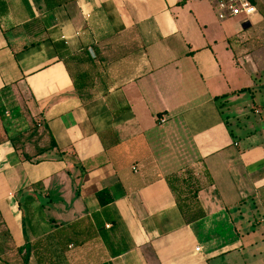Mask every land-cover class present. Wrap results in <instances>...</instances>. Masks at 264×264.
<instances>
[{"label": "crops", "instance_id": "crops-1", "mask_svg": "<svg viewBox=\"0 0 264 264\" xmlns=\"http://www.w3.org/2000/svg\"><path fill=\"white\" fill-rule=\"evenodd\" d=\"M251 1L243 21L209 0H0V93L25 99L57 144L36 163L0 142L4 261L236 264L264 192V108L253 100L254 121L240 108L233 128L219 100L256 99L264 76V0ZM190 176L197 196L175 194L169 181Z\"/></svg>", "mask_w": 264, "mask_h": 264}, {"label": "rangeland", "instance_id": "rangeland-1", "mask_svg": "<svg viewBox=\"0 0 264 264\" xmlns=\"http://www.w3.org/2000/svg\"><path fill=\"white\" fill-rule=\"evenodd\" d=\"M210 6L214 14L218 18L212 4ZM252 81L256 82V87L253 90L256 92V99H253L250 92H244L238 100L236 98V100H233L235 102L233 105L227 104L224 99L219 100L224 114L230 117L229 121L232 124L233 128H235L237 122H243L246 119V117L243 116H241L239 121L234 119V114L236 115L237 112L241 113V111H239L240 108H242V110L243 108H245L244 111L250 114V120L254 121L255 115L253 112H251L250 107L253 105L254 101L257 102L258 99L259 102H261V99L264 101V76L255 75L252 77ZM260 90L262 91V94L259 93ZM8 98H10V100L13 98L17 103V106L22 110V113L24 114L25 119L28 122L29 128L31 127L32 129V125L35 120L37 122L42 121L41 118H39L38 114L33 115L31 113L30 106H28L25 99L23 101L21 98L17 97V95L14 94L13 91L10 93L8 92ZM229 100L230 102H232L231 99ZM246 100H249L250 104L248 106H246V103L243 105ZM259 102H257V104L260 105L261 108H264L263 103ZM10 122L14 123L11 109L7 108L5 111H2L0 104V133L1 131H3L5 125ZM14 125L16 127H20L18 121H15ZM31 131L32 130L25 132L24 137H27V135H29ZM42 131L43 128L40 127L39 134L34 136L32 139L40 144H48V141L44 140L46 138L45 134L40 135ZM186 169L188 170V167H186ZM19 195H25V192L23 191ZM251 208L252 211L250 212L249 216H247L246 226L242 231L243 238L241 247L237 250V253H235L237 256V260L235 259L234 262L236 264H264V192L256 197V199L252 203ZM23 209L25 210V214H28V206L25 204V202L23 205ZM8 251L9 248L6 249L5 252L8 253ZM228 263L232 264L230 261Z\"/></svg>", "mask_w": 264, "mask_h": 264}, {"label": "trees", "instance_id": "trees-1", "mask_svg": "<svg viewBox=\"0 0 264 264\" xmlns=\"http://www.w3.org/2000/svg\"><path fill=\"white\" fill-rule=\"evenodd\" d=\"M31 45H28V47ZM24 48H27V46H24ZM8 92H12L10 86H5L1 90L0 95V104L2 111H5L7 108L11 109L12 117L15 121L19 122L20 127H16L14 123L10 122L7 125H5L3 131H1L0 134V142L10 141L15 148V150L20 151V154L23 156L25 160L31 161V162H40L43 160L42 156L43 154L49 153L52 150L57 149V144L55 140L53 139L51 133L49 132L48 126L43 123V121H34L31 127L29 128L28 122L25 119L24 114L22 113V110L17 106V103L12 98H8ZM12 94V93H11ZM12 96V95H10ZM223 97H226L224 95ZM40 127L43 128V131L40 135L48 134L49 133V143L45 146H40L38 143H36L35 146V153L30 154L25 151V144L28 142H31L32 138L39 134ZM32 130L27 137H24L25 132H28ZM58 156L68 159V155H66L65 151H58ZM176 179L170 180L169 184L171 186V189L175 194H183L185 191L188 192L189 196H192V198H195L200 190V185L192 179L190 176L189 179H182L181 182H179L180 186L176 185L175 182ZM178 186V187H177ZM95 196L97 200L99 201V204L101 208H104L111 204L114 201V198L108 188H102L99 191L95 193ZM178 196V195H177ZM181 196V195H180ZM183 196V195H182ZM24 205V202L22 201V204L19 202V208L22 210ZM203 216V211H197V214L193 216V218H199ZM110 220V219H109ZM81 223H84V219L80 221ZM111 222H113L111 220ZM3 217L0 213V227L3 225ZM101 224L100 227L101 228ZM60 235V231L58 233ZM24 236L26 239V242H28V237H26V233L24 232ZM80 232L75 231L72 236L69 238L68 243L72 242L73 244L78 243V239H80ZM11 238V235L8 230L2 229L0 230V264H8L6 261H4L1 257V255L6 251L7 245L6 242ZM62 239L61 237H59ZM30 253L27 251L24 254L23 257V263L22 264H28Z\"/></svg>", "mask_w": 264, "mask_h": 264}, {"label": "built area", "instance_id": "built-area-1", "mask_svg": "<svg viewBox=\"0 0 264 264\" xmlns=\"http://www.w3.org/2000/svg\"><path fill=\"white\" fill-rule=\"evenodd\" d=\"M220 20L240 18L250 21L257 13V7L251 0H209ZM161 119V122H164Z\"/></svg>", "mask_w": 264, "mask_h": 264}]
</instances>
